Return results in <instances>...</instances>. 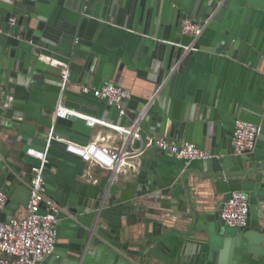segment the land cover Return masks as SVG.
Wrapping results in <instances>:
<instances>
[{"label": "water", "instance_id": "1", "mask_svg": "<svg viewBox=\"0 0 264 264\" xmlns=\"http://www.w3.org/2000/svg\"><path fill=\"white\" fill-rule=\"evenodd\" d=\"M45 1L51 13L40 9L43 0H34L36 16L8 4L4 16L0 7V48L22 60L0 63V86H8L10 74L21 90L17 98L12 86L0 93V141L13 139L0 144L8 164L1 165L8 201L0 220L29 201L30 169L41 164L28 154L31 148L45 154L44 192L60 206L55 247L42 264H191L183 257L198 233L206 264H264V0H159L171 17L160 27L99 9L95 0ZM186 18L199 24L197 36L182 32ZM154 45L164 56L171 52L172 60L161 63L155 83L136 96L112 70L118 58L132 68L140 51ZM105 80L129 96L117 105L67 87L74 81L97 88ZM223 88L235 92L232 104L220 98ZM60 103L125 127L120 145L126 152L138 149L140 162L109 175L94 172L66 150L68 143L87 144L92 127L76 114L54 118ZM236 120L258 127L251 152L234 151ZM160 137L179 146L194 143L208 156L177 157L155 144ZM238 190L248 195V217L244 226H231L219 212ZM142 196L176 203L182 222L162 221L134 254L121 240L123 219ZM205 197L211 203L202 210Z\"/></svg>", "mask_w": 264, "mask_h": 264}, {"label": "built area", "instance_id": "2", "mask_svg": "<svg viewBox=\"0 0 264 264\" xmlns=\"http://www.w3.org/2000/svg\"><path fill=\"white\" fill-rule=\"evenodd\" d=\"M14 19L11 17L10 21ZM181 29L183 33L191 36H197L200 33L199 24L187 18L182 21ZM67 77L68 72L64 69L60 78L65 82ZM80 90L84 93L92 92L98 97H105L110 103L117 105L129 96L127 89L112 82H106L97 88L82 85ZM68 114L77 113L70 107L58 104L53 116L54 118L66 117ZM80 116L85 118L90 126L102 124L118 132L127 130L97 117L85 114ZM257 133L256 125L236 120L232 136L235 153L251 152L255 146ZM56 138L62 140L59 137ZM155 144L177 157L195 159L208 156L205 151L191 142H185L179 146L173 140L160 137ZM66 150L79 156L87 164H96L108 170L117 168L127 154L121 145L112 147L98 141H89L85 145L68 143ZM28 153L39 159L41 164L31 166L30 198L27 205L22 207L18 215L12 216L9 220H0V264H42L43 259L55 247L54 225L60 206L44 192V164L47 159L42 151L29 149ZM7 201V195L0 188V211L6 206ZM248 211L247 193L240 190L232 191L229 199L223 203L219 217L228 225L244 226L247 222Z\"/></svg>", "mask_w": 264, "mask_h": 264}, {"label": "crops", "instance_id": "3", "mask_svg": "<svg viewBox=\"0 0 264 264\" xmlns=\"http://www.w3.org/2000/svg\"><path fill=\"white\" fill-rule=\"evenodd\" d=\"M43 2L44 5H42V7L40 6L42 12H44L45 14L51 13L52 9L50 10L48 2L45 0H43ZM7 4L11 5L13 9L18 11L21 10L28 15L34 12L35 8L37 7V3H35L34 0H2L0 7L2 8L4 16H8L9 14L7 10ZM95 5L97 8L105 11L108 10L122 15L124 13H128L129 17L138 23L144 22L146 24L158 25L159 27L167 25L166 21L171 18L169 8L164 9L159 0H95ZM32 16H36V12H34ZM31 21L35 24V22H37V17H32ZM171 57V52L170 54H165L164 56L162 48H160L158 45H154L150 48L144 47L140 51L137 57V61L132 63V68H128L127 64L123 63L121 59L118 58L116 64L117 66L114 70H112L113 76L116 79H119L121 77V83L128 87L129 90H131L133 94L137 96L142 94L145 88L151 87L155 83V81L158 79L157 76H159L161 63L169 62ZM57 62L59 63V61ZM57 62H54L53 64H58ZM0 63H3L5 65H16L17 63L22 64V60L19 58V56L11 53L7 49V47L5 49L1 47ZM107 64L112 66V62L110 60H106V65ZM5 76L6 84H8V86H12L14 90L13 95L16 94V98L17 96L19 97L21 90L18 88L20 87L18 82L16 81L15 83L13 77L10 74L8 76ZM89 79L90 78L88 77L87 80ZM106 82H109V80H105V83ZM8 86L2 84V86H0V93L8 90ZM67 87L74 91H79L80 84L74 81L67 82ZM234 94L235 92L231 89L223 88L220 90V98L225 105L232 104L235 101ZM138 101V99H134L131 102L130 105L132 106V108L136 106ZM14 104L16 105V103ZM60 104L63 105V103ZM71 109H73L77 113L76 115L79 117L83 114L97 117V115L87 114L79 111L78 109ZM4 112L5 110L0 109V117L4 115ZM9 120L10 119H7V121ZM113 124L118 125L114 122ZM91 127L92 131L89 141L103 142L109 144L112 147H118L120 145V134L116 129L102 124H95ZM12 140L13 139L11 137L9 138V141L6 138L5 140L0 141V144L5 145L7 144V141L11 142ZM127 152L128 155L123 157V162L120 165H134L140 162L142 154L138 149H133L132 151ZM28 154L32 156L30 153ZM2 164L5 168L8 167L6 158L4 156H0V172L2 171ZM88 165L90 169H92L97 174H110V170L102 168L96 164ZM206 187H208V184L206 183L199 184V188H204L205 190ZM205 191H207V189ZM203 200H207V203L205 202L204 205H201L199 208L202 210L209 209V205L211 202H208V200L210 199L208 197H205ZM21 210L22 207H19L18 209L13 211L12 216L18 215ZM182 214L183 212H181V210L177 208L176 203H173L171 200H165L162 197H139L137 199V204L134 205L133 212H128L127 217L123 219L124 226L121 240H124L125 245L127 246L129 251L135 252L134 254H138V252H136L135 250L144 247L143 245L145 244L144 242L147 241L146 238L148 234H150V232L155 229V227H159V229H161L164 226L163 224H161L162 221H168V219H175L176 224L182 222L180 220ZM205 228L206 222L203 221L201 230L204 231ZM187 232L190 233V231ZM191 235H193V233H191ZM200 235L202 234H194L193 238H190L191 240L189 239L190 244L188 250L186 251V255L183 257L184 259L186 258V260H191V264H206L207 261V257H205V255H207V251L205 252L203 251V249H200V245H202V238H204V235ZM140 238H142V241L139 240ZM63 242L66 243V240H63ZM183 258L181 257V259ZM182 264H185V262Z\"/></svg>", "mask_w": 264, "mask_h": 264}]
</instances>
